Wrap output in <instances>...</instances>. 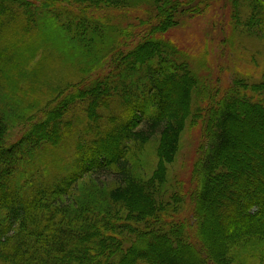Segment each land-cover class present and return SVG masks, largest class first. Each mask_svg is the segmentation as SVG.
<instances>
[{"label": "trees", "instance_id": "1", "mask_svg": "<svg viewBox=\"0 0 264 264\" xmlns=\"http://www.w3.org/2000/svg\"><path fill=\"white\" fill-rule=\"evenodd\" d=\"M219 1L226 0H0V264H228L230 240L249 228L264 231V183L247 179L264 181V66L260 75H236L228 89L216 88L204 116L191 103L212 92L193 57L152 37L173 17H187L189 6L200 12ZM227 2L235 34L261 50L264 65V0ZM150 5L141 24L154 30L146 35L122 33L102 14ZM40 36L58 45L62 61L67 50V66L80 68V78L60 85L43 107L2 81L9 69L23 74L29 60L51 49ZM188 121H204L205 146L194 166L195 188L178 195L168 192L167 173ZM14 125L20 136L12 141ZM150 144L157 161L146 170ZM57 147L61 155L54 157ZM243 151L248 165L232 160ZM53 159L56 168L40 177L38 161L47 166ZM86 177L89 185L80 188ZM74 186L83 193L79 200L71 199ZM185 195L192 220L183 218ZM219 213L238 224L243 215L240 229L225 233Z\"/></svg>", "mask_w": 264, "mask_h": 264}, {"label": "rangeland", "instance_id": "2", "mask_svg": "<svg viewBox=\"0 0 264 264\" xmlns=\"http://www.w3.org/2000/svg\"><path fill=\"white\" fill-rule=\"evenodd\" d=\"M189 8L192 9V12H187V17H184L182 19L179 17H173V24L170 25L171 27L168 26L164 30V32H156L152 35V37L155 39L157 37H165V39L169 40V42L174 47L184 53L182 54V56L186 57V55H188L193 57L194 67L196 69H199L201 76L205 81L208 82L211 87V91L208 88H205V91L212 92V98L209 99L207 96L204 97L203 95H201L200 98L202 96L203 98L200 99L198 103L192 101L191 108L197 113L196 106L197 104H199L201 106L200 113H203V115L206 116V110H208V107L210 106L213 98L216 97L214 95H217V93H215L216 88L217 90L228 89L236 75H246L247 73L260 75L264 65L257 60V57L259 56L261 50H257L254 44L247 41L245 37L242 38L235 34L233 25L230 22L231 8L227 0L225 2H216L207 9H204L201 6L200 12L193 11V6H189ZM102 9L107 8L104 7ZM153 9L154 7L152 5L144 6L141 8L136 7V9L130 11L124 9H107L103 10L102 14L111 22L113 21V24L117 25L122 33H126V31H128L129 34H135V31L139 29V31L141 30V32H143L142 34L146 35L152 32L154 28H152L153 26H151L152 23H149L147 26H145V22L141 24V19L147 18L148 20L149 14L153 11ZM161 25L163 24L161 23ZM36 39L39 41H47V43L49 44L51 43L50 38L46 36H40ZM58 48V45H53L52 43L51 49L44 47L40 51V54L38 56L29 60L25 64V67H22L23 74H18L16 72L17 70H15L12 65L13 68L9 69L8 71L14 70V72H11L9 76H5L4 80L1 78L6 85V88H11L12 86L17 87L21 90L23 97L26 98L27 101L39 99L41 101V104L38 107H43L48 105L47 103H51L54 100V97H56L55 93L61 89L60 85H65L69 82H75L80 78V74L76 72L80 71L79 67H76V69L73 70L71 69L72 66H67L68 63L72 62L73 60H69L70 56L67 55L66 49L62 48V53L66 56L64 57L65 62L62 61L60 57H56ZM238 48H241V50L238 53V59H235L234 63L231 56L232 54H235L233 52H236ZM46 54L53 55V57L45 56ZM9 61V59H6L4 61V64L8 63ZM82 66L83 65H81L80 67ZM41 68L42 71H40ZM43 69H45V71ZM46 70L50 71V73H47ZM46 83L52 84L51 88L43 87V84ZM35 87L37 88L35 89ZM38 87H41L43 91V94H39L41 95L40 97L38 95V92L36 91L38 90ZM57 87L60 88L57 90ZM76 107L77 105L74 104L72 105V107H70V110H75ZM194 125L195 124L192 121L187 122V127H185L182 135L181 146L177 155V159L168 168V192H177L179 193L178 195H182L183 190L192 191L195 188L194 166L199 158V152H201V149L205 146L206 134L204 121L200 122L197 126ZM18 128L19 126L14 125L8 130L13 131L12 137L20 136V130H17ZM48 136L51 137L52 133L48 134ZM15 140V137H13L12 141ZM61 141H63L62 135ZM63 146V151H65V145ZM39 147L40 149L42 148L41 145H39ZM144 149L145 152L149 153L148 157H150L149 161L151 162V164H149L146 169L149 170V168L155 167L156 165V147L150 144V146L148 147L145 146ZM51 150H53V154H51L52 156L58 157L61 155L60 149L58 147L52 148ZM259 155L260 158H263V155ZM231 157L233 161H237L238 164L244 165H248L249 161H247V159L251 160L244 151L237 153V156ZM55 161L56 159H53L49 163L50 165L43 166L42 160H39L36 164L37 166L35 165L36 172L37 170H39L37 174L40 177L46 174H51L54 168H56ZM138 163L142 165V161ZM253 165L255 167H258L257 164ZM19 173L17 176H19ZM24 177L25 176H22L19 180L23 182ZM104 178L106 177H103L104 181L110 182L109 179ZM247 179L249 182L255 183L257 185H261L262 183H264L263 180L260 179L256 181L254 177L250 176L247 177ZM89 182L90 178L88 177L82 179L79 183L81 184L80 188L83 184L89 185ZM243 182L241 184L245 185V183ZM76 187L77 186H74L70 189L72 200H79L81 198V195H83V193L80 191L81 189H76ZM183 197V202L187 207V210L183 214V218L192 220V206L188 201V196L185 195ZM226 198H229V196L226 195ZM219 203L221 205L224 204L223 202ZM220 209L221 208H219V210ZM20 214L23 215L22 212H20L19 215ZM219 215L224 218V221L220 222V220L217 219V224H220L219 226L227 234L234 233L232 231L235 228L240 229L239 225L243 223V215L241 216L242 221H240L239 224L235 222L230 215H226L225 217L223 213H219ZM15 219L16 220H14V224H17L20 216H17ZM226 221H229V227L228 225H226ZM249 221L253 223V221L255 220ZM213 222H215V220H213ZM259 224L260 223L254 224V227L259 226ZM246 227H249V225H246ZM227 229L229 231H227ZM249 229L250 231H248L249 234L247 236H242L238 233L237 237L234 240H230L233 243H229L227 246L228 264H264V231H258L253 228ZM217 234H219V232H217ZM13 240L14 239H11L9 241ZM168 241L169 243L172 242L171 240ZM205 246H202L203 250L206 249ZM245 248H248V250L245 251ZM207 256L209 258L211 257L209 248L207 251Z\"/></svg>", "mask_w": 264, "mask_h": 264}]
</instances>
